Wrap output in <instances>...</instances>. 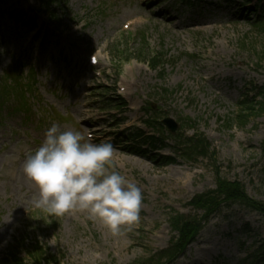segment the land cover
I'll return each mask as SVG.
<instances>
[{"label": "rangeland", "instance_id": "obj_1", "mask_svg": "<svg viewBox=\"0 0 264 264\" xmlns=\"http://www.w3.org/2000/svg\"><path fill=\"white\" fill-rule=\"evenodd\" d=\"M242 1L64 0L51 4L56 26L39 0H0V83L17 75L29 108L0 105V259L10 248L26 257L35 243L60 264L148 258L168 247L169 216L198 214L188 202L214 189L217 176L238 181L264 204V112L244 126H224L239 98L264 90V27L247 19L264 16V0L244 2L257 7L255 15L240 10ZM157 53L161 62L152 67ZM119 98L125 107L112 106ZM164 117L178 123L174 135L195 131L209 141L210 158L177 156L161 165L151 154L171 155L172 140L156 150L142 144L144 155L115 135L156 133L144 120ZM53 123L113 144L115 170L143 194L130 231L113 236L86 212L55 216L33 205L38 189L22 165ZM262 241L264 215L233 204L214 214L172 264H250Z\"/></svg>", "mask_w": 264, "mask_h": 264}, {"label": "clouds", "instance_id": "obj_2", "mask_svg": "<svg viewBox=\"0 0 264 264\" xmlns=\"http://www.w3.org/2000/svg\"><path fill=\"white\" fill-rule=\"evenodd\" d=\"M113 157L111 142L94 143L79 130L53 123L22 165L38 189L33 205L55 216L86 212L113 236L130 231L140 221L143 194L115 170Z\"/></svg>", "mask_w": 264, "mask_h": 264}, {"label": "trees", "instance_id": "obj_3", "mask_svg": "<svg viewBox=\"0 0 264 264\" xmlns=\"http://www.w3.org/2000/svg\"><path fill=\"white\" fill-rule=\"evenodd\" d=\"M42 8L45 9L47 16H49L50 23L58 26L59 19L52 11L51 4H60L62 0H39ZM185 4H191L193 0H181ZM251 10V9H250ZM256 9H252L255 12ZM3 13V12H2ZM0 12V16L2 14ZM252 26L257 28L264 27V16L262 14L255 15L251 20L247 18ZM162 54L151 58L150 64L156 67L160 64ZM15 76V77H14ZM14 78L10 77L8 81L0 84V105H3V100H9V106L26 109L27 103L25 98V85L21 83L20 78L14 74ZM164 95L171 94V91L162 89ZM121 102V100L119 101ZM121 104V103H120ZM118 105V103H117ZM28 108V107H27ZM264 112V90H259L251 98L243 95L240 100L236 102L235 114L232 117L225 118L224 126L236 125L237 127L244 126L251 117L259 115ZM158 122V121H156ZM157 135H144L141 130L136 129L132 132L124 133L125 141H132V149L139 150L140 143H148L153 149L157 147L166 146L164 140L170 138L174 141L172 150L176 155L183 159H197L199 157H209L210 152L209 142L201 135L193 134L185 137L179 133L178 135L170 136L166 133L165 128L158 122ZM185 124L189 123V119H184ZM154 125V123H153ZM188 126H192L190 123ZM182 127V126H181ZM193 128V127H191ZM123 137V133L121 134ZM264 146V143H263ZM145 153L146 151H142ZM152 157L156 158L157 155ZM173 157L160 156L159 163L167 165L173 162ZM218 172L216 171V174ZM233 204H238L241 207L257 211L264 215V204L260 201H255L247 196L243 186L238 181H229L219 176L216 177L214 189H209L204 192L194 195L188 202V205L199 212L198 214H183L173 212L168 218V224L171 231L174 233L167 248L154 253L145 259H136L131 264H171L179 254L186 248V246L194 240L195 236L202 229V227L209 221V219L220 212L224 207H229ZM59 264V259L54 254H49L41 245L35 243L27 251V257H21L15 248H10L7 254L0 259V264ZM251 264H264V243L251 256Z\"/></svg>", "mask_w": 264, "mask_h": 264}, {"label": "water", "instance_id": "obj_4", "mask_svg": "<svg viewBox=\"0 0 264 264\" xmlns=\"http://www.w3.org/2000/svg\"><path fill=\"white\" fill-rule=\"evenodd\" d=\"M162 122L171 130L174 131L176 128L175 122L171 118H164Z\"/></svg>", "mask_w": 264, "mask_h": 264}]
</instances>
